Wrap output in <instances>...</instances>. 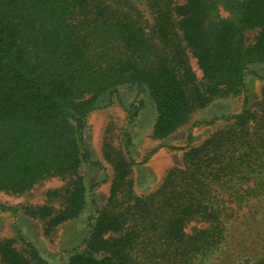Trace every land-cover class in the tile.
I'll use <instances>...</instances> for the list:
<instances>
[{"label": "trees", "instance_id": "trees-1", "mask_svg": "<svg viewBox=\"0 0 264 264\" xmlns=\"http://www.w3.org/2000/svg\"><path fill=\"white\" fill-rule=\"evenodd\" d=\"M263 63L264 0H0V192L66 181L24 208L49 236L86 206L83 131L103 96L145 88L156 110L151 137L163 140L215 99L242 95L245 104L249 66ZM254 106L187 146L181 166L145 195L133 191L130 135L122 131L123 149L104 138L105 205L61 264H212L238 236L264 240V87ZM244 251L227 264H264V245ZM0 264L54 263L2 239Z\"/></svg>", "mask_w": 264, "mask_h": 264}, {"label": "rangeland", "instance_id": "rangeland-1", "mask_svg": "<svg viewBox=\"0 0 264 264\" xmlns=\"http://www.w3.org/2000/svg\"><path fill=\"white\" fill-rule=\"evenodd\" d=\"M176 1L181 4L184 0ZM217 11L223 18L231 17L221 2L217 3ZM254 35V32H248L247 40L251 41ZM189 64L200 80L201 73L191 57ZM245 83V104L242 95L215 99L204 109L194 112L185 125L163 140L151 137L156 110L145 88L123 86L114 93L103 96L97 104V110L88 114L83 131V142L89 150L91 161V164H84L80 170L86 187V206L83 212L78 218L60 225L46 236L43 223L25 215L24 208L44 204L47 200L46 193L61 189L66 181L49 178L21 195L0 192V240L12 239L18 251H22L25 243H29L46 261L61 264L70 251L82 246L94 208L102 209L105 205L110 167L102 158L104 138H110L113 145L123 149L125 140L122 131H127L131 138L127 156L134 163L131 168L133 191L138 196L148 194L160 185L170 168L181 166L183 151L187 146L203 142L225 124L223 118L237 114L244 106L255 109L254 105L260 99L264 87V63L249 66ZM134 106L137 107L136 110ZM135 111V119L129 123V118ZM154 149L156 151L151 154ZM148 154L151 155L144 161ZM53 205L56 209L59 208V202H53ZM263 221L264 215L259 221L261 236L264 235ZM190 227L191 225L187 230ZM263 245L264 240H260L259 234L254 235V232L246 239L238 236L230 243L229 250L218 263L214 261L212 264H227L228 260L233 263L237 256L245 252V248L256 250Z\"/></svg>", "mask_w": 264, "mask_h": 264}]
</instances>
